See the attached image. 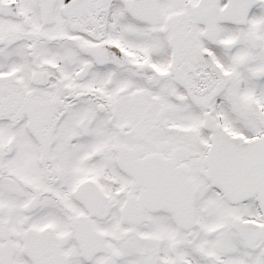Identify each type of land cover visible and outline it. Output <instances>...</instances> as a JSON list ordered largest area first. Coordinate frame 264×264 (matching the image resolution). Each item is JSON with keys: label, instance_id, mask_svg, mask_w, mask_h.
<instances>
[{"label": "snow or ice", "instance_id": "6c2138e0", "mask_svg": "<svg viewBox=\"0 0 264 264\" xmlns=\"http://www.w3.org/2000/svg\"><path fill=\"white\" fill-rule=\"evenodd\" d=\"M0 264H264V0H0Z\"/></svg>", "mask_w": 264, "mask_h": 264}]
</instances>
